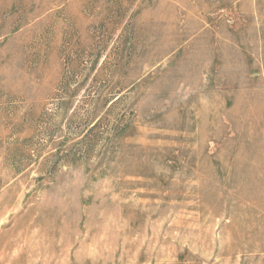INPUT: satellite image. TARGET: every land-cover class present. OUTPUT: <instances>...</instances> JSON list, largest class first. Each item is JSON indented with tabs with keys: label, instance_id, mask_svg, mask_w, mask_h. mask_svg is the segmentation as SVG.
<instances>
[{
	"label": "rangeland",
	"instance_id": "374dc122",
	"mask_svg": "<svg viewBox=\"0 0 264 264\" xmlns=\"http://www.w3.org/2000/svg\"><path fill=\"white\" fill-rule=\"evenodd\" d=\"M0 264H264V0H0Z\"/></svg>",
	"mask_w": 264,
	"mask_h": 264
}]
</instances>
